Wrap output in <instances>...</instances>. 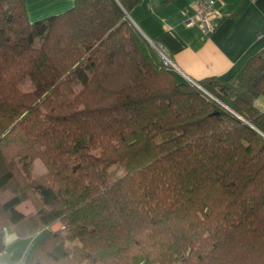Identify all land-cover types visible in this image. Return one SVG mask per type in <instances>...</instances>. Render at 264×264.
Returning <instances> with one entry per match:
<instances>
[{
    "label": "trees",
    "instance_id": "obj_1",
    "mask_svg": "<svg viewBox=\"0 0 264 264\" xmlns=\"http://www.w3.org/2000/svg\"><path fill=\"white\" fill-rule=\"evenodd\" d=\"M26 2L0 0V241L50 228L27 264H264V48L201 79L210 97L162 63L139 0L33 22Z\"/></svg>",
    "mask_w": 264,
    "mask_h": 264
},
{
    "label": "crops",
    "instance_id": "obj_2",
    "mask_svg": "<svg viewBox=\"0 0 264 264\" xmlns=\"http://www.w3.org/2000/svg\"><path fill=\"white\" fill-rule=\"evenodd\" d=\"M27 1L28 13L34 18L37 14L47 16L65 11L75 0ZM198 1L139 0L129 16L143 34L166 46L182 70H176L182 79L186 75L197 80L215 76L234 82L247 60L264 48V0H214L215 8L223 16L212 32H205L195 21ZM260 106L264 110V97ZM58 223L52 228H59ZM49 231L47 227L23 236L7 229L0 241V255L13 263L24 260L27 264L29 253Z\"/></svg>",
    "mask_w": 264,
    "mask_h": 264
},
{
    "label": "built area",
    "instance_id": "obj_3",
    "mask_svg": "<svg viewBox=\"0 0 264 264\" xmlns=\"http://www.w3.org/2000/svg\"><path fill=\"white\" fill-rule=\"evenodd\" d=\"M214 2H215L214 0H199L198 1V5H197L194 18H195V21L200 23L202 29L205 32L214 31L216 27V22L221 17V12H219L215 8ZM151 42L155 45V48L157 49L159 56L163 58V62L166 66L174 70H178L182 72V70L173 60L166 46L161 41L152 40ZM186 77L189 80L191 79L193 82L197 83L190 76L186 75ZM205 91L209 94L207 90ZM0 264H26V262L24 260H20L17 263H13L10 260L0 257Z\"/></svg>",
    "mask_w": 264,
    "mask_h": 264
},
{
    "label": "rangeland",
    "instance_id": "obj_4",
    "mask_svg": "<svg viewBox=\"0 0 264 264\" xmlns=\"http://www.w3.org/2000/svg\"><path fill=\"white\" fill-rule=\"evenodd\" d=\"M27 4H29L30 3V1H27L26 2ZM32 16V14H30V12H29V17L31 18V21L33 22V21H35L36 19H38V18H42V17H44V16H39L38 14L37 15H35V16H33L34 18H32L31 17ZM222 14H221V17L220 18H222ZM219 18V19H220ZM217 23H218V21L216 22V26H217ZM216 28V27H215ZM146 39H147V41L149 42V44L154 48V50H155V52L157 53V55H159L158 54V52H157V49L155 48V45L151 42L152 40L150 39V38H148L147 36H146ZM38 43H40V38L39 37H36L35 38V40H34V44H38ZM24 48H27V47H29V44H27V43H25L24 44V46H23ZM161 58V60H162V63L164 64V62H163V58L162 57H160ZM165 65V64H164ZM170 68V67H169ZM172 69V68H171ZM174 70V69H173ZM175 72H176V70H175ZM179 79H182L180 76H177ZM192 78V77H191ZM194 81H196L197 83H195V82H193L191 79L189 80L187 77H186V79H183V80H185V81H187V82H189L190 84H191V86H194V87H197V88H201L203 91H205V90H207L203 85H202V83H201V80H197V79H195V78H192ZM19 87L23 90V91H25V92H27V91H31L33 88H34V84H33V82H32V80L30 79V77H25L20 83H19ZM205 89V90H204ZM206 92V91H205ZM207 93V92H206ZM214 96V94H211V93H209V96L211 97V96ZM216 97V99L218 98L217 96H215ZM264 97V95H259L258 97H257V99H256V103H257V105L259 106V107H261L260 106V101H261V98H263ZM219 99V98H218ZM219 101H221L220 99H219ZM221 103H223L222 101H221ZM225 105H227V104H225ZM228 106V105H227ZM229 107V106H228ZM229 109L231 110V111H234V110H232V108H230L229 107ZM263 109V108H262ZM46 166H45V164H44V162L40 159V158H36L35 160H34V162H33V167H32V175L34 176V177H37V176H39V175H41L42 173H45L46 172ZM37 206H38V203H37V201L36 200H34V199H32V198H30V199H27V200H25L23 203H21L20 205H19V208H21V209H23V210H25V211H34V210H36L37 209ZM58 225H59V227L61 226V223H58ZM55 228H58V226L57 227H55Z\"/></svg>",
    "mask_w": 264,
    "mask_h": 264
},
{
    "label": "water",
    "instance_id": "obj_5",
    "mask_svg": "<svg viewBox=\"0 0 264 264\" xmlns=\"http://www.w3.org/2000/svg\"><path fill=\"white\" fill-rule=\"evenodd\" d=\"M141 31V30H140ZM142 32V31H141ZM143 33V32H142ZM145 35V34H144ZM146 36V35H145Z\"/></svg>",
    "mask_w": 264,
    "mask_h": 264
},
{
    "label": "bare ground",
    "instance_id": "obj_6",
    "mask_svg": "<svg viewBox=\"0 0 264 264\" xmlns=\"http://www.w3.org/2000/svg\"><path fill=\"white\" fill-rule=\"evenodd\" d=\"M149 38V37H148ZM151 39V38H150ZM153 40V39H152Z\"/></svg>",
    "mask_w": 264,
    "mask_h": 264
}]
</instances>
